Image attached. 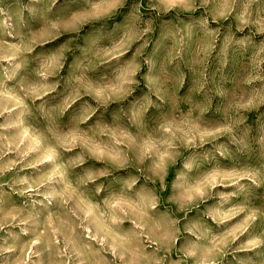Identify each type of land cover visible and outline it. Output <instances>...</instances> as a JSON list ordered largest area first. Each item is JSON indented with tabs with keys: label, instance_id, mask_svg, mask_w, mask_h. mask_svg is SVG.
<instances>
[{
	"label": "clouds",
	"instance_id": "clouds-1",
	"mask_svg": "<svg viewBox=\"0 0 264 264\" xmlns=\"http://www.w3.org/2000/svg\"><path fill=\"white\" fill-rule=\"evenodd\" d=\"M0 264H264V0H0Z\"/></svg>",
	"mask_w": 264,
	"mask_h": 264
}]
</instances>
